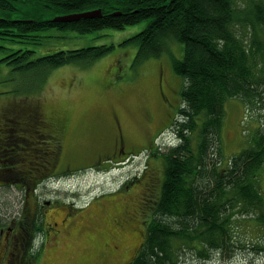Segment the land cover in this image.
<instances>
[{"label":"trees","instance_id":"obj_1","mask_svg":"<svg viewBox=\"0 0 264 264\" xmlns=\"http://www.w3.org/2000/svg\"><path fill=\"white\" fill-rule=\"evenodd\" d=\"M99 8L102 16L97 18L51 21L56 15ZM143 20L146 26L122 44L136 45L135 63L160 57L172 41L181 46V57L172 60L182 79L181 107L170 125L176 143L162 155L160 196L130 264H176L183 246L201 261L215 254L231 258L236 253L233 227L240 219L254 221L261 230L263 244L250 249L264 255V199L258 187L264 127L227 161L221 151L225 102L239 98L264 107V0H0V43L22 45L12 49L0 44L7 52L0 63L22 76L35 75L39 84L52 69L94 61L113 47L34 57L35 47L51 37L45 32L83 36L123 30ZM33 230L39 232L37 226Z\"/></svg>","mask_w":264,"mask_h":264},{"label":"rangeland","instance_id":"obj_2","mask_svg":"<svg viewBox=\"0 0 264 264\" xmlns=\"http://www.w3.org/2000/svg\"><path fill=\"white\" fill-rule=\"evenodd\" d=\"M147 22L143 20L123 30L103 29L83 36L55 30L45 32L44 35L51 37L42 46L35 47L34 57L87 47H113L94 61L69 62L54 68L39 84L35 75L22 76L0 63V112L29 109L42 114L69 115L68 130H74L76 156L98 153L99 149L101 152L97 141L105 135L112 144L116 142V146H120L118 151L112 148L113 154L130 158L121 164L42 181L37 184L35 195L34 191L29 192L27 201L24 183L0 187V209H10L4 210L6 215L0 217L4 228L15 225L16 211L19 210L20 218L21 205L30 213L34 212L35 198L42 211L52 212L47 222L66 216L70 212L68 206L76 208L63 233L48 245L37 264H130L135 257L140 242L138 232L144 231V223L149 222L151 214L149 205L160 195L165 169L162 155L176 143L170 125L178 118L182 88V79L172 68L173 58L179 59L182 55L179 44L172 41L160 57L140 63L134 62L136 45L122 44L141 31ZM0 44L12 49L22 47L12 42ZM6 54L5 50H0V58ZM36 84L38 89L34 88ZM259 127H264L262 103L253 106L239 98L227 100L221 129L224 161L247 148ZM152 142L156 149L151 148ZM258 179L264 199V165L258 171ZM119 210L128 211L126 218H130L131 223L126 230L115 229V217L121 215ZM260 231L252 220H236L233 227L236 253L231 258L215 254L201 261L192 249L183 246L176 264H264V255L250 249L258 242L263 244ZM5 237L4 233L0 235V255L3 253L11 260L15 250L12 245L7 247ZM113 246L118 247V251L107 253Z\"/></svg>","mask_w":264,"mask_h":264},{"label":"flooded vegetation","instance_id":"obj_3","mask_svg":"<svg viewBox=\"0 0 264 264\" xmlns=\"http://www.w3.org/2000/svg\"><path fill=\"white\" fill-rule=\"evenodd\" d=\"M68 116L55 113L42 114L29 109H8L0 112V187L16 182L24 183L23 193L26 199L30 191H34L35 195L38 189L37 184L42 181L72 176L90 168L108 164L117 165L130 159L113 154L112 148L115 147L118 151L120 146H116V142L115 145L112 144L105 135L97 141L99 148L102 149L101 152L99 149L98 153L76 156L74 150L77 144H75L74 130H68L71 125ZM151 148L156 149L153 142ZM75 162H81V165L76 166ZM35 179L38 180V183H34ZM159 196L158 194L156 201L149 205L151 213ZM22 202L23 198L20 204ZM33 203L35 209L32 213L23 209V205L20 207V218L19 210L16 211L18 217L14 220V226H9L11 225L9 224L4 228L5 224L0 225V235L5 234L7 247L12 245V249L15 250V256L11 260L6 259L2 253L0 264H37L48 245L63 233L65 225L76 210L75 206H68L67 209L70 212L66 216L58 221L49 219L47 222L48 218H52V212L42 211V206L36 198ZM119 212L121 215L115 217L114 220L115 229L126 230L128 224L131 223L130 218H126L128 211L119 210ZM36 226L39 228L38 233L33 230ZM146 226L147 220L144 223V231L138 232L140 242L135 256L145 240ZM9 233H11L10 236ZM121 236L123 239L126 238L125 235ZM106 251L107 253L108 251L116 252L118 247L113 246ZM27 256H30L29 260L26 258Z\"/></svg>","mask_w":264,"mask_h":264},{"label":"water","instance_id":"obj_4","mask_svg":"<svg viewBox=\"0 0 264 264\" xmlns=\"http://www.w3.org/2000/svg\"><path fill=\"white\" fill-rule=\"evenodd\" d=\"M102 16L101 9H93L80 13H71V14H63L54 16L51 21L56 23H67L74 22L80 19H91Z\"/></svg>","mask_w":264,"mask_h":264}]
</instances>
